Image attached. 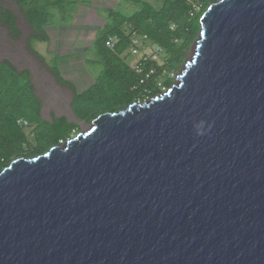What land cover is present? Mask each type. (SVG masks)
Instances as JSON below:
<instances>
[{
	"label": "water",
	"instance_id": "95a60500",
	"mask_svg": "<svg viewBox=\"0 0 264 264\" xmlns=\"http://www.w3.org/2000/svg\"><path fill=\"white\" fill-rule=\"evenodd\" d=\"M175 83L0 174V264H264V0H220Z\"/></svg>",
	"mask_w": 264,
	"mask_h": 264
},
{
	"label": "trees",
	"instance_id": "16d2710c",
	"mask_svg": "<svg viewBox=\"0 0 264 264\" xmlns=\"http://www.w3.org/2000/svg\"><path fill=\"white\" fill-rule=\"evenodd\" d=\"M17 1L30 26L47 40L48 29L52 31V26L57 24L51 22L54 15L62 16L63 21L59 23L64 25V7L69 0ZM77 1L73 0L75 4ZM120 1L122 4H132L135 10L130 14H122L112 8H102L103 15L97 12L102 20L106 18V23L104 33L102 26L97 28L99 33L93 49L106 69L82 92L71 81L67 83L74 92L71 107L79 120L92 122L100 115L125 110L133 103H144L169 89L176 81L173 75L186 63L187 52L198 39L203 13L220 0H156L157 5L147 0ZM0 17L11 35L19 38L21 31L15 15L1 8ZM50 17L51 20H48ZM110 37L119 40L115 50L106 48L105 43ZM134 38L141 40L143 45L159 47V59L154 62L150 58L145 60L147 56L141 55L136 68L128 65L125 59L131 55ZM144 38H147V42ZM84 51L85 47L76 49L65 57ZM140 69L142 71L139 73ZM151 71L154 74L147 79L146 75ZM69 74L71 77L73 73ZM77 77L79 79V75ZM59 79L64 83L63 79ZM42 105L30 73L19 72L8 61L1 62L0 172L17 159L31 160L44 155L78 133L79 126L69 122L66 117H54L52 122L43 120ZM21 120L28 122V126L19 125Z\"/></svg>",
	"mask_w": 264,
	"mask_h": 264
},
{
	"label": "rangeland",
	"instance_id": "374dc122",
	"mask_svg": "<svg viewBox=\"0 0 264 264\" xmlns=\"http://www.w3.org/2000/svg\"><path fill=\"white\" fill-rule=\"evenodd\" d=\"M147 1L157 5L156 0ZM71 2L73 0H69L64 7V25L59 23L63 18L58 14L54 15L52 20L51 17L48 19L53 24H57L52 26V31L48 29L47 40L44 35H39L30 26L17 0H0V9H7L15 15L17 27L21 31V36L14 38L0 17V63L8 61L19 72L30 73L36 94L43 103L42 119L52 122L54 117H66L69 122L79 126L78 133L71 137L73 138L87 132L92 122L79 120L72 110L74 92L67 83L71 81L77 86L78 91L82 92L88 89L106 69L100 58L95 56L93 49L99 33L97 28L102 26L104 33L106 23L104 21L106 18L102 20L97 12L103 15L102 8H112L122 14H130L135 8L132 4H122L121 1L119 3V0H79L77 4ZM194 46L195 43L188 50L185 62L193 56ZM84 47L86 51L89 50L72 57H65L76 49ZM140 60L139 56L134 55H128L125 59L126 63L134 68L139 65ZM185 64L173 75L175 79L184 70ZM76 71L81 72L76 73ZM69 73H73L71 77ZM59 78L63 79L64 83ZM167 90H163V93Z\"/></svg>",
	"mask_w": 264,
	"mask_h": 264
},
{
	"label": "built area",
	"instance_id": "2783aa9c",
	"mask_svg": "<svg viewBox=\"0 0 264 264\" xmlns=\"http://www.w3.org/2000/svg\"><path fill=\"white\" fill-rule=\"evenodd\" d=\"M195 2V0H192ZM118 39L115 37H110L105 45L108 50H115L116 45L118 44ZM144 41L147 42V38H144ZM131 55L134 56H147L145 60H153L154 62L159 59V54L161 53V49L157 46H149V45H143L142 41L138 38H134L132 41L131 49H130ZM142 70H138L140 73ZM154 74V71H151L149 74L146 75V78L149 79ZM19 125H23L25 127L28 126V122L26 121H19Z\"/></svg>",
	"mask_w": 264,
	"mask_h": 264
},
{
	"label": "bare ground",
	"instance_id": "6f19581e",
	"mask_svg": "<svg viewBox=\"0 0 264 264\" xmlns=\"http://www.w3.org/2000/svg\"><path fill=\"white\" fill-rule=\"evenodd\" d=\"M53 148H54V147H53ZM53 148H51L50 151H51ZM50 151H49V152H50ZM49 152H48V153H49ZM48 153H46V154H48ZM46 154H44V155H40V156H38V157H43V156H45ZM38 157H35V158L31 159L30 161L35 160V159H37ZM18 160L29 161V160H26V159H17V160H15V161H18ZM15 161H13V162H15ZM13 162H12V163H13ZM12 163H11V164H12ZM11 164H10V166H11ZM10 166L8 167V169L10 168ZM5 169H7V168H5ZM5 169H4V170H5ZM4 170H3V171H4ZM3 171H1L0 174H1Z\"/></svg>",
	"mask_w": 264,
	"mask_h": 264
},
{
	"label": "clouds",
	"instance_id": "9594fccd",
	"mask_svg": "<svg viewBox=\"0 0 264 264\" xmlns=\"http://www.w3.org/2000/svg\"><path fill=\"white\" fill-rule=\"evenodd\" d=\"M176 78H177V77H176ZM133 104H139V103H133ZM133 104H132V105H133Z\"/></svg>",
	"mask_w": 264,
	"mask_h": 264
}]
</instances>
